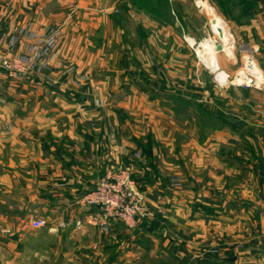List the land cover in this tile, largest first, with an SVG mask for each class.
Here are the masks:
<instances>
[{"label":"crops","instance_id":"crops-1","mask_svg":"<svg viewBox=\"0 0 264 264\" xmlns=\"http://www.w3.org/2000/svg\"><path fill=\"white\" fill-rule=\"evenodd\" d=\"M199 3L201 6L197 0H0V55L11 54L6 50L5 40L18 29L35 34L56 30L55 42L48 56H44L47 60L44 74L53 67L58 73L50 79L44 78L43 82L33 74H30L33 77L12 79L0 68V249H6V245L10 259L16 258L17 246L21 247L23 242L29 244L27 241L33 233H42L46 238L44 251L55 255L45 257L47 260L95 262L100 259L104 264H121L130 253V243L155 242L156 225L145 227L137 222L127 228L118 220H110L103 229L89 222L95 214L94 208L77 202L107 169L121 163L131 166L149 206L171 212L167 215L169 228L182 229L177 219L183 215L185 228L191 231L185 234V239L192 235L191 240L198 238L193 233L196 228L209 229L212 225L222 229L226 221L239 230L264 223V90H242L231 126L217 112L220 124L215 141H190L180 154L181 145L180 149L178 145L172 148L166 142L169 149H174L166 162L158 155L156 122L152 119L166 110L155 105L144 114L148 117V127L137 128L130 124L131 118L136 121V114L128 108V103L136 106L143 101L172 98L192 106L199 94L169 92L165 88L166 80L159 82L161 92L149 93L146 86L149 80L144 75L131 76L135 72L133 68L144 69V63L130 66V76L123 81L111 72L112 75L102 78H90L86 82L87 93L75 87L82 83L77 76L94 67L91 60L94 51L89 46L90 55L86 58L87 46L86 42L83 46L79 43L81 38L92 36L97 30L107 36L115 30L119 33L121 20L133 24L137 36L168 38L171 51V43L182 23L191 22L188 29L182 30L188 38L195 40L199 36L201 21L205 16L209 21L202 8L207 5L217 11L210 9L211 19L212 12L220 16L231 40L233 36L241 39L245 48L248 46L255 54L254 62L264 73V0H201ZM50 5L72 6L71 20L66 13L56 18L59 25L51 24ZM193 21L197 24H192ZM32 43L20 42L17 49L25 52ZM157 47V52L165 51L164 46L161 50ZM67 50L70 61L58 59ZM188 86L192 89L193 84ZM134 88L136 93L132 92ZM123 91L119 102H105V95L115 96ZM97 96L105 102L102 108L94 106ZM242 100L248 105L241 106ZM202 111L213 113L206 107ZM228 129L233 133L230 141L225 139ZM230 154L231 164L226 163ZM177 176L181 185L172 181ZM37 219L44 224L33 227L32 222ZM54 238L56 248H52ZM159 239V242L166 240ZM169 240L176 249L177 239L169 236Z\"/></svg>","mask_w":264,"mask_h":264},{"label":"rangeland","instance_id":"rangeland-1","mask_svg":"<svg viewBox=\"0 0 264 264\" xmlns=\"http://www.w3.org/2000/svg\"><path fill=\"white\" fill-rule=\"evenodd\" d=\"M117 1L121 2L122 0ZM72 8V6L62 7L58 5H50L48 7L50 13H52V22L50 23L59 25L57 22L59 19L56 20V18H59L60 15L66 13L68 19L71 20ZM202 8L206 12L209 21L206 16L203 18L201 21L200 34L197 38H195L194 41L198 43L200 41H204L207 37H212L218 44V40L215 36L216 33H213L212 30H210L211 16L209 13L211 8L214 9V11L216 8L212 5L202 6ZM94 9L97 10L96 7ZM82 10L85 9L82 8ZM3 18L4 17H2V19ZM69 22L70 21H68V23ZM221 22L224 24L222 19ZM190 23L191 22L186 21L182 23V28L178 26V34H180H177V37L174 38V43H171V45H173V49L171 51L168 49V44L170 43H168V38H158V41V39L154 36H149L147 38L137 36L135 33L136 30H133V24L122 22L121 20L118 22L120 27L119 33L117 30H115L113 34L107 36L106 34H103L102 31L97 30L92 36L83 37L81 38L82 41H79L80 44L82 43V46L84 45L83 42H86V49L83 47L86 50V52L83 51L84 55H86V58H88L87 55L89 54V46L92 49L90 51H94L91 53V60H94V67L92 70H90L92 73L88 70L86 74L77 76L82 81L80 87L78 85L75 86L79 88L78 90L81 89V91H85V93H87L88 91L86 82L90 78H94L96 76L102 78L105 75H112L111 72L117 76V80L120 79V81H123L125 77L130 76V66L136 67L137 65L144 63L145 68H141L138 71L134 70L135 68H133L132 71L135 72L131 74V76L134 75L136 78H139L140 76L144 75L146 79L149 80V83L146 85L147 89H149V93L161 92L162 89L159 85V82L161 83V81L164 82V80H166L165 88L169 89V92L172 91L183 94L184 92L190 93L193 91L200 95L198 100L195 101L194 105L192 106H186L184 102L172 98L161 99L159 101L153 102L143 101L141 105L138 103V101H136L135 104H139L136 106L132 105L133 102L128 103V108H130V110L134 111V114H136L134 117V120L136 121H133V118H131L130 124L132 127L137 128L140 127L144 129L145 127H148V117H145L144 114L148 110H153L155 105L160 106V109L162 110H166L162 111L160 115H154L152 118L156 122L155 134L158 137V147H160V150H158V155L160 158L164 157L166 162H168L169 153L174 154V149L172 148L175 145H181V149L179 146L180 154V152L185 151L184 146H186V144H188L190 141H215L217 126L220 124V120L216 119L217 112L221 114V116H224L225 123L231 126L234 118L233 111L240 106H238V98L242 96V90H264V85L262 83H255V81H253L248 85L244 83V79L241 82L234 80L241 71L245 61L244 58L247 57L244 56L245 54H250L253 60L256 61L255 54L252 53V51H246L247 48L244 47L245 45L241 39L235 38L234 36L232 37L233 57L226 55L222 51H217L215 60L211 61V59V62L204 64L201 61V57H199L195 51L194 45L190 44L188 41V35L184 34L182 31L188 29L187 27L190 25ZM192 24L196 25L197 21H193ZM22 32L23 30L20 31L18 29L6 37L5 41L8 48H6V50L11 52V54L15 52L26 54V51H19L17 49L16 45H18L19 41H21V44L34 42L32 39H24V37L22 38L21 36L15 37ZM12 37L16 38L17 42L15 41L14 49H9L8 45L9 41L13 39ZM155 45H158L159 47L157 48L160 50L162 46H164L165 51L157 52ZM69 52L70 51H64V57H58V59H61L63 62L70 61ZM53 55L54 53L51 56L53 57ZM80 55L82 56L81 52ZM169 60H171V65H168ZM246 63L248 64L249 62ZM112 65H114L113 67L115 68H112ZM168 66L171 68H168ZM158 67H160V69H158ZM31 74L37 76L40 80H43V82L44 78L50 79L52 76L58 75L54 67L45 74L44 69L39 73L33 72ZM65 74L67 73L65 72ZM154 83H157V85ZM190 83L193 84L192 89L190 86H188ZM83 86H85L84 90L82 89ZM132 92L136 93V89L134 88ZM101 93V95L104 94L103 91ZM124 93L125 92L123 91V93L119 92L115 94V96L108 95V97L105 95L107 99L105 98L104 100L105 102L106 100L109 102H119L121 95ZM144 93L148 94V92ZM202 94L204 97L201 96ZM204 99H206V101H203ZM105 102L101 99V97L97 96L94 100V106L96 108H102ZM240 104L243 107L248 105V103H245L244 100H242ZM202 107L208 108V110L212 111L213 113L209 114L202 111ZM212 132L215 133V137L212 136ZM225 136L227 137L225 138L226 140H232V131L228 129L225 132ZM166 142L172 144L171 149H169L170 147H167L165 144ZM228 151L232 153L231 149ZM231 156L232 155L230 154L229 158H226V163L231 164ZM177 177L178 178L173 177L172 181L174 183V180L178 179L177 183L178 185H181V178L180 176ZM230 183L231 182H227V184ZM153 210L155 209L153 208ZM169 214H171V212H167L166 209H161V212H157L153 217L142 218L139 221L145 227H151L153 225L157 226V228L154 229L155 242H141V245L130 243V253L126 260H123L121 264H218V262L219 264H264V252L262 247L264 223L259 227H253L249 229L243 228L240 230L235 228L231 221H226L225 224L222 225V229H215V227H212V225L209 224V229H192L194 231L193 233H195V237L198 238L191 240V238L194 236L192 235L188 240L185 239L184 236L187 232L191 231L190 229L185 228V218L183 215H181L182 218L178 216L177 219L179 220V224H181L182 229H179L180 227L173 229L169 228L168 226ZM169 236L177 239L176 242L178 245L176 249H173L170 245ZM29 237L30 238L27 241L29 244H25L23 242L24 245H21V247L17 246L16 249L14 248L17 252L15 259L9 258L11 253H9L10 251L8 250V247L4 245L6 249H0V264L106 263L100 261V259L98 261L96 260L95 262L56 260L55 258L47 260L45 257H53L55 255H53L51 252L46 253L44 251V241H46L44 235H42V233H33ZM159 238H164L166 240H161L159 242ZM56 241L57 240L54 238L52 248L57 247ZM65 241L68 240L65 239ZM12 251L14 250L11 249V252ZM174 254L175 256L172 257L171 255ZM206 255L215 257V260H213V258L209 259L208 256L207 258L203 259V256L206 257ZM101 260L103 259L101 258Z\"/></svg>","mask_w":264,"mask_h":264},{"label":"built area","instance_id":"built-area-1","mask_svg":"<svg viewBox=\"0 0 264 264\" xmlns=\"http://www.w3.org/2000/svg\"><path fill=\"white\" fill-rule=\"evenodd\" d=\"M17 36L32 39L26 54L13 53L0 55V67L6 77L17 79L33 72H41L46 67L44 56H48L49 49L55 42L56 30H49L40 34L23 31ZM13 38V37H12ZM16 38L9 41V49H14ZM17 42V41H16ZM21 41H19L20 43ZM17 46V45H16ZM255 81L249 78L245 84ZM255 83H257L255 81ZM264 85V82H258ZM97 101V100H96ZM97 103V102H96ZM177 184V180H174ZM77 202L86 208H94L95 214L90 216L89 222L101 228H106L110 220H118L127 228L134 227L142 218L153 217L161 208L150 207L136 184L131 166L118 164L107 169L95 182L92 189L77 198ZM44 221L37 219L32 222L33 227H39ZM264 252V233L262 236Z\"/></svg>","mask_w":264,"mask_h":264},{"label":"bare ground","instance_id":"bare-ground-1","mask_svg":"<svg viewBox=\"0 0 264 264\" xmlns=\"http://www.w3.org/2000/svg\"><path fill=\"white\" fill-rule=\"evenodd\" d=\"M199 1L197 0L198 5H200ZM201 6V5H200ZM211 29L213 33H217V28L221 27L223 30V36L220 39H217L218 42L222 45V49L220 51L225 52L227 55H232V51L230 46H233V42L231 40V37L228 35V33L225 31L224 24L221 22L220 17L216 15L215 12H212V19H211ZM209 26V27H210ZM227 30V29H226ZM228 31V30H227ZM217 38V37H216ZM229 41L228 45H225L224 40ZM188 41L190 44L194 45L195 51L201 57V61L205 63L211 62L210 60L214 57V55L217 53L218 50H216V44L215 40L212 37L205 38L204 41L195 42L192 38H188ZM245 47V46H244ZM247 47V50H249V47ZM245 50V49H244ZM244 56H247L248 58H244L245 61L243 63V66L241 68V71L238 73V76L235 77V81L241 82L244 80L249 81V78L254 79L257 83L258 82H264V73L259 69L256 62H254L253 58L250 54H245ZM246 62H249L248 64ZM207 66V64H206ZM227 75V73H226Z\"/></svg>","mask_w":264,"mask_h":264},{"label":"water","instance_id":"water-1","mask_svg":"<svg viewBox=\"0 0 264 264\" xmlns=\"http://www.w3.org/2000/svg\"><path fill=\"white\" fill-rule=\"evenodd\" d=\"M212 23V21H210ZM215 36L217 37L216 39H220L223 36V30L221 27L217 28V33L215 34ZM228 38H226V40H224L225 45L229 44V41L227 40ZM216 49L218 51H220L222 49V45L220 44V42H218V44L216 45Z\"/></svg>","mask_w":264,"mask_h":264}]
</instances>
